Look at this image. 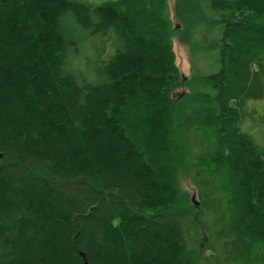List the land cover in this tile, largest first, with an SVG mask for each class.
Masks as SVG:
<instances>
[{
	"label": "trees",
	"instance_id": "obj_1",
	"mask_svg": "<svg viewBox=\"0 0 264 264\" xmlns=\"http://www.w3.org/2000/svg\"><path fill=\"white\" fill-rule=\"evenodd\" d=\"M196 7L186 79L167 0H0V264H264V0Z\"/></svg>",
	"mask_w": 264,
	"mask_h": 264
},
{
	"label": "rangeland",
	"instance_id": "obj_2",
	"mask_svg": "<svg viewBox=\"0 0 264 264\" xmlns=\"http://www.w3.org/2000/svg\"><path fill=\"white\" fill-rule=\"evenodd\" d=\"M89 2L93 4H102L106 1L110 0H88ZM187 2L188 0H167L168 8H169V18L171 20V25L174 30V34L172 36V48L174 52L175 57V65L177 66L180 74L188 79L190 78L191 74L195 71H202L204 70L205 73H208L212 71V69L208 66L209 60L206 59V51L207 47H212L214 43V35L207 36L208 44H205L202 42V45L200 43H197L199 41L200 35L198 37H195L193 33H191L190 29H187L181 20H179L176 17L175 9L177 6V3L181 2ZM196 2L197 7L192 10L191 15V23L194 24H200L201 22H204L208 18V16H205L203 13L204 6H205V0H193ZM196 10V11H195ZM203 12V13H202ZM199 20L201 22H199ZM190 23V22H189ZM192 34V35H191ZM219 36V34H218ZM185 41L188 43V45L185 43ZM206 41V43H207ZM213 42V43H212ZM195 45V49L198 51V59L193 64V57H192V51L191 47L189 45ZM200 44V45H199ZM212 45V46H211ZM206 56V58H205ZM201 62H207V63H201ZM217 67H215V71H217ZM186 93L185 87H180V89L177 91L176 94L180 95ZM249 103V104H248ZM248 108L253 109V113L250 114L248 126L250 130L249 135H252V137L255 139L257 144H264V98L261 100H253L248 102ZM246 121V120H245ZM244 121V124H245ZM193 174H191L189 171H186L185 173H182L179 175L180 185L184 191H186L189 194V199L192 203H196L197 197L196 192L194 189V182H193ZM262 258L264 260V252L262 253Z\"/></svg>",
	"mask_w": 264,
	"mask_h": 264
}]
</instances>
